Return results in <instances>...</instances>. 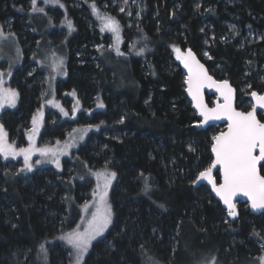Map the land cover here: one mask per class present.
Instances as JSON below:
<instances>
[{"label": "trees", "instance_id": "trees-1", "mask_svg": "<svg viewBox=\"0 0 264 264\" xmlns=\"http://www.w3.org/2000/svg\"><path fill=\"white\" fill-rule=\"evenodd\" d=\"M71 1L57 3L63 15L53 3L35 6L57 15L51 36L68 38L67 79L58 83L57 94L75 93L81 106L75 121L54 126L47 114L40 139H63L77 126L97 127L98 132L71 162L65 161L61 173L44 170L24 178L16 167L0 161V264L67 263L60 237L77 220L80 200L69 205L79 189L67 172L75 161L116 173L109 196L111 226L83 264H238L256 258L261 253L257 244H264V214L251 215L246 203L239 202L237 215L229 216L206 186L193 183L211 164L216 128L199 129L175 56L176 49L193 50L210 74L219 66L215 78L237 91L245 71L255 74L247 51L264 49V0H136L138 26L128 30L119 22V52L108 48V33L90 31L68 7ZM30 2L0 0V31L14 35L25 55L11 82L18 105L0 118L8 139L18 140V146L25 142L44 88L43 72L31 59L42 33L30 18L40 11ZM104 2L108 0L89 1L96 8ZM62 17L71 22V30L59 27ZM227 21L261 33V41L237 50L236 40H222ZM257 60L264 63L262 57Z\"/></svg>", "mask_w": 264, "mask_h": 264}, {"label": "rangeland", "instance_id": "rangeland-1", "mask_svg": "<svg viewBox=\"0 0 264 264\" xmlns=\"http://www.w3.org/2000/svg\"><path fill=\"white\" fill-rule=\"evenodd\" d=\"M89 1L90 0H72L68 7L77 11L78 16L86 23L90 31L108 33L110 37L108 48L117 51V48L119 49L123 42L122 28L119 22L121 21L122 23H125L128 30L134 29L138 26L139 8L136 0H108V2L102 3L100 7L97 6L96 12H93V5H90ZM39 2L43 8L51 4L45 3V0H36L35 6H37ZM198 3L199 1L195 3L196 6ZM31 4L32 3L30 2V5ZM83 4L87 6L86 10L82 8ZM57 5V3L53 4V6ZM59 6H57V11H60V15H63L64 12ZM121 9H123V11H121ZM49 10L37 12L30 18V23L36 32L42 33L41 41L38 42L36 47L33 49L31 57L32 62L43 72L44 76V88L41 95L40 105L31 117L30 127L25 134V142L23 145L18 146L20 144L18 140L11 142V140L7 137V144L11 145L16 152H19L20 149H33L29 160L31 170L25 166L24 155H9L5 157L2 153H0V161L2 163L9 164V166L11 165L16 167L17 174L19 176H23L24 178L31 177L35 173H42L44 170H50L55 173L63 172L65 161L72 160L79 148L86 143L89 136L98 132L97 127L77 126L72 127L63 139H40L41 133L46 124L47 114L50 116L49 124L54 126L61 121H75L81 110V106L75 93H63L60 96L57 94L58 83L67 79L66 45L68 43V38L61 39L59 37L55 38L51 36L52 32L49 30L50 25L55 23V19L58 17L56 14L49 12ZM116 16L120 17V20H118ZM106 17H112L118 21L120 27L119 43H117L116 35L105 28ZM62 18L63 19L59 21V27H65L69 30V22L67 18ZM222 25L225 28L222 34V40L233 44L236 40L235 46L237 50L249 49L254 43H257L262 39L261 33H257L248 27L240 29L231 21L224 22ZM204 27L206 26H202V29H204ZM2 33L3 35L0 36V75H2L3 83L0 84V91L12 90L17 93V96L15 98L14 106L5 102L3 107H0V118L2 113L8 110H14L18 105V91L12 87L11 82L16 70L24 62L25 57L24 49L22 48L19 40L14 35L4 32ZM55 40L57 43H55ZM203 45L206 47V45H208V40H204ZM184 52L185 50L179 52V54L183 56ZM177 55L178 53H176V59ZM202 55L204 59H209V55L206 50L203 49ZM247 55L251 58V60H247V63H251V65H253L255 74L245 71L240 79L241 82L237 90L236 107L242 111H247L252 107V103L249 100V96L252 92L255 91L260 95H264V63L259 64L257 60L258 56L264 58V49L261 48L258 51H255L254 49L248 50ZM177 60L181 63V60ZM219 68L220 67L218 66L215 69L213 68L210 70L212 73L211 75L215 77V70H218ZM35 70L36 69L34 67L30 68L31 72H34ZM254 83L256 87L253 88L252 85ZM211 100L212 99L208 100L210 106H212ZM66 104H68V107ZM61 109H63V111H61ZM65 113H67V115H65ZM258 115L261 116V114ZM34 120L36 121L35 124L33 123ZM222 130L223 128L218 126L215 134L222 132ZM41 149H46L47 155H41ZM56 161L59 162V167H57ZM105 170L107 172H113L110 169L93 170L81 161L73 162L71 168L69 167L67 169V172H72V180L70 181L71 185L74 186L76 183L79 189L77 198L76 195L72 196L69 207L76 205L77 199H79L80 202L77 204L78 209L75 210L76 207H73L72 209L70 208L71 211L75 210L74 216L77 217L78 221L76 220L74 224L75 226L71 230L63 233L61 237L67 233L84 232L88 225V221L92 218V213L96 211L97 207H103V205L100 204L99 193L103 191L104 177H100L98 180L96 173L104 172ZM115 179L112 180L111 185L108 187L107 196L105 198L107 205L110 206L111 209L110 223L101 235H98L95 239L91 240L80 264L84 263L93 244L103 238L111 226L113 210L110 204L109 196ZM88 185H90V189ZM85 191L90 194L87 195ZM85 195H87L86 198ZM61 242L68 251L69 259L66 264H75V254L72 247L65 240L61 239ZM257 245L259 249H261V253H259L256 258H248L240 261L238 264H261L262 258H264V244L258 243Z\"/></svg>", "mask_w": 264, "mask_h": 264}, {"label": "snow or ice", "instance_id": "snow-or-ice-1", "mask_svg": "<svg viewBox=\"0 0 264 264\" xmlns=\"http://www.w3.org/2000/svg\"><path fill=\"white\" fill-rule=\"evenodd\" d=\"M45 3H59V0H45ZM34 11H43L35 7L36 0H32ZM62 6V5H61ZM93 12H96V6L93 5ZM123 11V9H121ZM105 28L116 35L117 43H119L120 27L118 21L112 17H106ZM71 30V22L68 23ZM104 30V29H102ZM3 33L0 32V36ZM119 52V49L117 48ZM177 59L181 60L184 67L188 69L187 91L195 102V107L199 110V114L203 117L204 123L209 120L226 119L228 121V131L222 132L218 136L213 137L212 152L215 154V161L205 171L199 172L198 176L193 179V183L200 180H207L212 186V191L227 206L228 215L235 217L237 215L233 197L237 194L247 196L251 201L253 209H264V176L260 175L258 166L264 167V123L257 119L256 106L251 111L239 112L233 107V90L228 86L227 82L217 84L203 69V65L195 61L191 51L186 55H180L179 49ZM3 83L2 75H0V84ZM215 86L220 92L224 103L218 104L215 108H208L201 96V89L205 86ZM74 94V93H73ZM252 97L257 101V106L264 109V95H258L256 92L251 93ZM17 93L12 90L0 91V107L7 102L14 106ZM102 107V105H100ZM63 111V109H61ZM67 115V113H65ZM35 124L36 121L34 120ZM33 149H20L16 152L11 145L7 144V133L4 132L3 126L0 125V153L5 157L12 155H24L25 166L31 170L29 163ZM41 155H47L46 149L40 150ZM57 167L59 162L56 161ZM219 165V169L223 176V183L217 186V182L213 179L212 169ZM98 180L104 177L103 191L99 193L100 204L103 207H97L92 213L91 220L84 232L67 233L60 239L65 240L73 249L75 254V264H80L83 255L86 253L91 240L101 235L107 228L111 219V209L106 203L107 189L116 177L115 172H98L96 173ZM41 251L44 246L41 245ZM261 264H264L262 258Z\"/></svg>", "mask_w": 264, "mask_h": 264}, {"label": "water", "instance_id": "water-1", "mask_svg": "<svg viewBox=\"0 0 264 264\" xmlns=\"http://www.w3.org/2000/svg\"><path fill=\"white\" fill-rule=\"evenodd\" d=\"M189 51L192 52V54H193V56L195 58V61H198L199 64L203 65L204 71L207 73L208 76H210L212 78L213 81H215L217 84H222L224 82H227L228 86L233 90L232 103H233V107L235 108L236 111L247 113L248 111H251L254 106H256L257 119L260 120L261 123H264V109H261V108H259L257 106V101L252 97L251 94L249 96V100L252 103V107L249 110H247V111H242V110L237 109V107H236L237 106V91H236V89L228 81L216 80L209 73L205 63L201 59H199V57L195 54V52L193 50H191V49L185 50L184 55H186ZM180 67H181V71H182V73L184 75V78H185V90H184V93H185V96H186L188 102L191 105V108H192L193 112L195 113V115L197 116V118L200 121L199 122V129L206 130V129L210 128V127L221 125V126L225 127V129L222 132H227L228 131V121L226 119L209 120L207 123H204L203 117L200 116L199 110L195 107V102L192 100V97L189 95V93L187 91L188 84L186 83V81H187L188 75H189L188 69L184 67L182 62L180 63ZM257 94L260 95L259 93H257ZM206 95L207 96H215L216 97V100L213 102V106L212 107L207 104ZM201 96H202V99H203V103L208 108H215L218 104H223L224 103L223 97L221 96L220 92H218L216 90V87L214 85L213 86H205L204 88H202L201 89ZM258 114H261V118L262 119L259 118ZM222 132H219L216 136L220 135ZM211 149H212V146H211ZM210 154H211V158H212V161H211V164H212L215 161V154L212 152V150L210 151ZM263 163L264 162H262V164ZM211 164H210V166H211ZM208 168H206V169H208ZM258 168H259V171H260V166H258ZM216 173L218 174V179L215 177ZM260 175H261V173H260ZM212 176H213V179L217 182V186H219L220 184L223 183V176H222V173H221V171L219 169V165H217L216 168L212 169ZM195 184L197 186H200V185L206 186L209 189L210 195L220 204L221 208L228 214L227 206L224 205L223 201L216 195L215 192L212 191V186H211V184L208 183L207 180H200V181H198ZM239 202L246 203L248 211H249V213L251 215L258 216V215L264 214V209H253L252 206H251V201L248 199L247 196H244L243 194H237L235 197H233V203L235 204L236 212H237V203H239Z\"/></svg>", "mask_w": 264, "mask_h": 264}, {"label": "flooded vegetation", "instance_id": "flooded-vegetation-1", "mask_svg": "<svg viewBox=\"0 0 264 264\" xmlns=\"http://www.w3.org/2000/svg\"><path fill=\"white\" fill-rule=\"evenodd\" d=\"M213 77H214V76H213ZM214 78H215V77H214ZM215 79H216V80H219V81H225V80H221V79H217V78H215ZM184 90H185V89H184ZM213 98H214V99H213ZM210 99H212L211 101H212V106H213V102L216 100V97H215V96H207V95H206V101H207V104H208V105H209L208 100H210ZM187 101H188V100H187ZM190 106H191V105H190ZM209 106H210V105H209ZM212 106H211V107H212ZM191 109H192V108H191ZM192 111H193V110H192ZM194 114H195V113H194ZM258 116H259V115H258ZM196 117H197V116H196ZM259 118L262 119L261 116H259ZM197 119H198V118H197ZM198 120H199V119H198ZM199 122H200V121H199ZM218 126H221V125H218ZM218 126H213V127H214V128H217ZM221 127L223 128V130L225 129L224 126H221ZM210 128H211V127H210ZM200 130H201V129H200ZM223 130H222V131H223ZM218 133H219V132H218ZM218 133H216L215 136H216ZM212 143H213V142H212ZM263 164H264V163H263ZM261 170H262V169H261V166H260V173H261ZM261 175L263 176V174H261ZM215 177L218 179V174H217V173L215 174Z\"/></svg>", "mask_w": 264, "mask_h": 264}]
</instances>
